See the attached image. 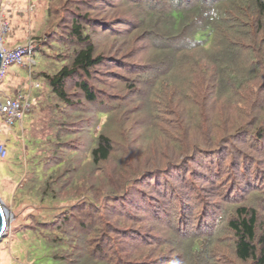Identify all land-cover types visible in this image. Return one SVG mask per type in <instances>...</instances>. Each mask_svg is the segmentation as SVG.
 I'll list each match as a JSON object with an SVG mask.
<instances>
[{
    "label": "trees",
    "instance_id": "1",
    "mask_svg": "<svg viewBox=\"0 0 264 264\" xmlns=\"http://www.w3.org/2000/svg\"><path fill=\"white\" fill-rule=\"evenodd\" d=\"M49 2L9 232L49 264H264V0Z\"/></svg>",
    "mask_w": 264,
    "mask_h": 264
},
{
    "label": "rangeland",
    "instance_id": "2",
    "mask_svg": "<svg viewBox=\"0 0 264 264\" xmlns=\"http://www.w3.org/2000/svg\"><path fill=\"white\" fill-rule=\"evenodd\" d=\"M49 4V0H0V42L4 49H11L16 45H25L28 42L33 44V41H37V37L46 36L48 22L45 18L46 10L50 9ZM108 7L104 5L102 9ZM105 43L102 39L98 41L99 51L104 48L103 45ZM31 58L37 61L36 65L32 61L27 60L26 56H23V61L24 63L26 62L25 65L18 62L9 64L0 78V94L5 93L4 95L9 96L11 95V90L18 88L27 96L26 98L30 103L29 110L25 112L22 120L11 126L4 125L0 116V143H3L8 150L6 160H0V198L10 209L12 205H16V201L14 202L13 199L17 198L19 187L26 182L24 167L27 164V162L25 164L26 158L30 155V150L27 148L30 143V137L26 128V120L27 117L30 120L31 109L34 108L33 92L40 87L38 80L31 75V71L40 63L39 55L32 53ZM105 82H107L106 89L108 91L120 93V89H116L118 85L115 86L114 78L109 77ZM108 98L111 99L109 96ZM117 100L121 102V111L127 112L126 114L129 116L136 111L135 108L133 110L131 105H129V101L121 100L120 98ZM94 114V112H88L87 117L94 118ZM137 119L140 120L138 117ZM131 123L138 130H140L138 126L143 125L141 121L140 123L137 122L134 117L128 122V125H131ZM76 135L74 134L71 139H77ZM84 136L86 137V135ZM84 136L79 134V137ZM34 140L36 142L39 141L38 144H35L37 151V148L40 149L43 144L40 141L41 139L35 138ZM117 145V149H122L125 143L124 141H118ZM133 145L131 153L136 156L143 155L144 152L148 151L147 148L145 150L142 148L138 151V148ZM22 213L24 212L17 213L16 210L12 211L10 226L16 225L19 227L16 220L23 216ZM9 228L6 230L7 234L2 237L3 241H0V264H37V262L49 264L47 258H45L44 248L37 244L32 246L24 239L14 237L13 233L9 232Z\"/></svg>",
    "mask_w": 264,
    "mask_h": 264
},
{
    "label": "built area",
    "instance_id": "3",
    "mask_svg": "<svg viewBox=\"0 0 264 264\" xmlns=\"http://www.w3.org/2000/svg\"><path fill=\"white\" fill-rule=\"evenodd\" d=\"M2 59L0 63V78L7 66L13 62H18L19 64L25 65L23 61V56L27 57V60L35 61L31 58V53L33 49V44L31 42L25 45H16L11 49H4L0 42ZM13 94L6 96L0 94V116L3 119V123L6 126H11L16 122H20L26 111L29 110L30 103L27 100V96L18 88L13 89ZM2 93V92H1ZM2 95H4L2 97ZM7 155L6 148L3 143H0V159H4Z\"/></svg>",
    "mask_w": 264,
    "mask_h": 264
},
{
    "label": "water",
    "instance_id": "4",
    "mask_svg": "<svg viewBox=\"0 0 264 264\" xmlns=\"http://www.w3.org/2000/svg\"><path fill=\"white\" fill-rule=\"evenodd\" d=\"M2 59V52L0 48V63ZM12 211L8 208L3 200L0 198V241L2 237L5 235L6 230L10 227Z\"/></svg>",
    "mask_w": 264,
    "mask_h": 264
},
{
    "label": "crops",
    "instance_id": "5",
    "mask_svg": "<svg viewBox=\"0 0 264 264\" xmlns=\"http://www.w3.org/2000/svg\"><path fill=\"white\" fill-rule=\"evenodd\" d=\"M13 91H14V90H11V95L13 94ZM4 94H5V93H4ZM6 96H7V95H6Z\"/></svg>",
    "mask_w": 264,
    "mask_h": 264
},
{
    "label": "clouds",
    "instance_id": "6",
    "mask_svg": "<svg viewBox=\"0 0 264 264\" xmlns=\"http://www.w3.org/2000/svg\"><path fill=\"white\" fill-rule=\"evenodd\" d=\"M3 47V46H2ZM0 48H1V46H0ZM4 48V47H3ZM35 61V60H34Z\"/></svg>",
    "mask_w": 264,
    "mask_h": 264
}]
</instances>
